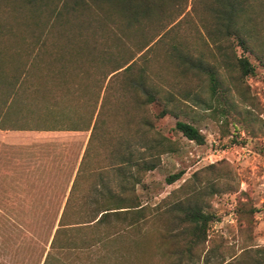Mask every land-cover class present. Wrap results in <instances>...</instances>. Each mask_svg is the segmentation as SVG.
Instances as JSON below:
<instances>
[{
    "label": "trees",
    "instance_id": "1",
    "mask_svg": "<svg viewBox=\"0 0 264 264\" xmlns=\"http://www.w3.org/2000/svg\"><path fill=\"white\" fill-rule=\"evenodd\" d=\"M187 23L198 26L188 30L200 31L214 53H196V47L175 40L168 48L171 62L160 67L204 76L212 95L223 85L218 70H236L243 77L255 73L243 53L264 63V0H0V108L4 106L9 121L5 129L90 130L83 167L96 140L102 146L112 141L110 131L101 134L107 104L114 101L109 110L119 112L122 103L130 108L135 98L145 97L147 104L157 100L154 84L166 78L147 58L152 47L138 53L153 37L160 44L185 33L182 26ZM167 113L163 110L160 117ZM175 129L190 141L205 143L204 134L190 123L177 120ZM125 144L129 142L123 137L119 146ZM127 155L111 160L127 163ZM156 161L141 160L137 166L154 170ZM181 176H168L166 182L173 184ZM78 183L74 180L61 213L42 215L27 210L53 201V181L0 182V264H28L35 254L42 264H153L144 259L146 251L138 240L148 207L134 197L117 195L103 181L91 190L92 196L83 194L75 201ZM121 190H129L126 183ZM172 212L173 227L168 225L162 234L168 240L162 250L158 246L161 264H197L212 215L190 202L175 204Z\"/></svg>",
    "mask_w": 264,
    "mask_h": 264
},
{
    "label": "rangeland",
    "instance_id": "2",
    "mask_svg": "<svg viewBox=\"0 0 264 264\" xmlns=\"http://www.w3.org/2000/svg\"><path fill=\"white\" fill-rule=\"evenodd\" d=\"M194 26L198 28L194 23L184 24L185 33L168 36L160 44L153 37L138 53L137 57L152 47L147 58L155 61L157 72L166 78L154 84L157 100L147 104L145 97L135 98L130 108L122 103L116 109L119 112L109 110L114 101L107 104L101 134L110 131L112 141L102 146L96 140L83 167L80 163L90 130L23 135L15 140L10 153L0 145V152L4 150L0 153V182L51 180L55 184L53 201L27 211L56 215L62 212L74 180H79L78 202L83 194L92 196L91 190L103 181L117 195L134 197L148 207L143 236L138 240L146 251L144 259L151 263H163L158 246L162 250V242L168 240L162 237L165 228L173 227L176 213L172 208L190 202L212 215L197 264H264V63L254 54L243 53L255 73L243 77L236 70H218L223 85L215 95L204 76L186 74L179 67H160L159 63L171 62L168 48L175 40L196 47V53H214L200 31L188 30ZM237 54L242 50L237 48ZM163 110L168 113L160 117ZM177 120L197 127L205 143L185 138L175 129ZM123 137L129 145L120 147ZM121 153H130V161L111 160ZM151 159H157L154 170L138 168L141 160ZM179 172L181 178L169 185L166 178ZM124 183L129 190L122 193ZM39 261L35 254L27 262L42 264Z\"/></svg>",
    "mask_w": 264,
    "mask_h": 264
},
{
    "label": "crops",
    "instance_id": "3",
    "mask_svg": "<svg viewBox=\"0 0 264 264\" xmlns=\"http://www.w3.org/2000/svg\"><path fill=\"white\" fill-rule=\"evenodd\" d=\"M5 109L4 106H2L0 108V145L6 150H8V152L10 151L12 145H16V139L25 135H29V134H51V132H55V131H21V130H11V129H5L8 128V117H6L7 115L5 114ZM4 150H1V154H3ZM10 153V152H9ZM7 153V154H9ZM46 153V152H45ZM84 155V154H83ZM83 157V156H82ZM74 182V181H73ZM70 184V182H69ZM73 184H71V186H68V190L70 193L71 187ZM68 193V195H69ZM68 197V196H67ZM66 197V199H67ZM66 201V200H65Z\"/></svg>",
    "mask_w": 264,
    "mask_h": 264
}]
</instances>
